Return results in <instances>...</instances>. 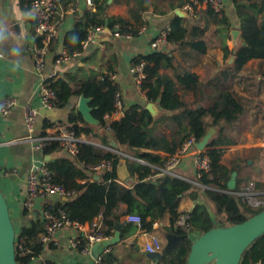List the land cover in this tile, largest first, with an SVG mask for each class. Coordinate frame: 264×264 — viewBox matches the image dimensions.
<instances>
[{"label":"trees","instance_id":"trees-1","mask_svg":"<svg viewBox=\"0 0 264 264\" xmlns=\"http://www.w3.org/2000/svg\"><path fill=\"white\" fill-rule=\"evenodd\" d=\"M31 1L16 0L18 9L23 13L30 12ZM133 1L135 6L128 11L131 18L129 21L122 17L109 16L106 0H91L92 7L75 13L72 29L61 39L65 56L72 57L81 53V44L86 40L88 32L96 28L112 32L117 27L121 34L131 33L133 37L136 36L137 30L144 25L142 14L147 7L144 6V0ZM70 2L61 0L65 6ZM232 2L240 21L239 30L243 41V46L233 52L234 66L241 68L252 59H264V0H257L249 5L240 3V0ZM114 3H118V0H114ZM261 14L263 18L258 25L257 17ZM206 15L215 24L213 34L221 38V49L226 58L229 51L225 42L230 36V21L223 12L217 14L211 9H206ZM204 33L205 29L199 27L188 29L183 25L182 19L175 17L166 37L167 45L171 46L172 50L140 55L132 60V63L146 64L147 82L151 81L147 100L159 107L160 114L156 118H152L145 106L132 105L122 106L120 118L105 122L104 118L111 117L116 111L114 96L119 88L107 75H101V79L96 81L99 73L90 70L91 76L82 84L80 92L90 99L92 117L114 134L119 145L159 152L165 156L144 155L142 159L146 164L128 165L130 172L137 174V181L132 186L119 183L117 166L121 156L112 152L111 150L116 148L103 139L100 140V145L79 142L73 161L58 159L45 162L53 181L75 194L72 199L55 204V207L64 210L70 220L89 223L100 216L105 235L111 236L115 226L123 222L126 215H139L142 219L141 229L151 232L153 223L160 222L168 214L172 225L165 228V232L182 237L186 233L176 225L178 218L184 214L179 210L181 198L188 196L197 202L199 190H202L204 199L214 205L216 215L212 221L205 205L195 204L188 214L187 223L191 230L199 235L215 227L240 224L264 209V206L259 209L252 208L239 195L241 182L249 181L247 176L237 179L233 194L225 193L231 173L235 171L238 176L242 174L237 165L231 169H220L223 148L234 143L226 130L241 122L244 108L227 86L207 85L191 72L190 68L199 63L200 56L205 54L208 48L207 42L202 39ZM55 44L50 46V52L54 51ZM174 52L178 53L180 61ZM102 56H106V52ZM109 58L110 64L105 70L114 73L116 58ZM162 70L171 74H161ZM50 88L57 96V108L61 107L62 86L50 85ZM45 120L44 129L51 127L53 122ZM59 122L83 123V120L80 114L71 113L66 122ZM209 128H217L218 132L202 152V155L209 159L210 170L201 172L196 178L201 187L163 171L168 158L174 156L187 139L193 137L199 142ZM73 129L77 136L92 135L90 130L83 127L75 126ZM39 136L45 137V134L41 133ZM57 152H60L58 143L47 140L41 155L44 158ZM99 163H109L110 168L101 173L100 180L87 179V167ZM255 188L257 192L264 194V180H257ZM121 205L125 206L122 211L119 210ZM23 212L27 213L25 210ZM77 212H82L84 216L77 215ZM126 225L125 232L135 231V225ZM42 232L38 221L20 227L15 248L22 242L33 254L26 257L16 255L17 264H30L32 257L42 253L44 246L39 241ZM190 246V239L182 240L171 255L154 264H186ZM136 255V262L144 264L145 258L140 254ZM115 263L114 249L103 255L102 264ZM240 264H264V235L245 251Z\"/></svg>","mask_w":264,"mask_h":264},{"label":"crops","instance_id":"crops-1","mask_svg":"<svg viewBox=\"0 0 264 264\" xmlns=\"http://www.w3.org/2000/svg\"><path fill=\"white\" fill-rule=\"evenodd\" d=\"M70 3L77 5L75 13H81L88 6L85 0H70ZM185 0H144V6L147 10L142 14L145 32L142 35H136L130 39L113 37L110 31L103 30L97 33L88 48L81 55L65 56L61 45L63 35L70 31L74 24V15L68 13L61 25L60 40L55 42L54 51L49 53L46 62L45 75L54 74L50 79L49 85L54 87L62 86L61 107L56 108L57 117L43 118L39 117L36 124L37 131H43L46 120L49 122H66L69 114L79 115L78 103L82 96L80 92L82 84L91 76L90 70L99 75L96 81L101 79V75L107 73L105 67L110 64L111 56L116 58L115 81L122 96L121 109L111 117H105L104 121L118 119L122 116V106L132 105L145 106L149 104L147 95L151 87V81L145 84V89L140 92L129 73L132 60L140 55H148L150 41L159 33L168 31L170 24L175 17L183 20V25L188 29L199 27L205 29L202 39L208 44L205 54L200 56L199 63L190 68L191 72L199 77V80L207 85L227 86L230 91L239 100L244 108L241 122L227 128V134L233 139L234 143L224 147V153L220 161V169H231L237 165L242 171L236 178L260 177L264 180V59H252L243 67L234 66L235 58L233 52L243 46L241 32L239 30L240 21L237 17L236 8L232 0H222L224 4L223 13L229 19L231 29L230 36L226 39L225 45L229 55L224 58L221 49V38L213 34L215 24L210 21L206 15L204 7L197 9L194 13H188L183 10ZM257 0H240V3L249 5ZM69 3V4H70ZM107 13L112 17H122L131 20L128 13L129 9L135 6L133 0H106ZM263 15L257 17V24L260 25ZM0 51L3 58L0 59V101L1 99L12 96L16 99L17 105L13 107L5 118H0V189L4 195L9 207L10 216L14 226L20 229L21 226L28 225L36 221L33 212L24 213L22 201L24 199L26 178L34 164V158L39 157L40 153H34L31 150V141L26 137V130L23 124V106L27 102H36L39 96V79L34 70L31 59V47L35 42L30 12L23 13L17 7L16 0H0ZM237 35L233 36L232 32ZM172 50L171 46L165 45L164 52ZM106 52V56H102ZM178 61L179 55L174 52ZM57 57V58H55ZM86 61V62H83ZM161 74H171L168 71H160ZM199 106V105H198ZM159 110V107L156 106ZM159 114V112H158ZM83 120V119H82ZM72 127H83L91 132V136L85 137L82 134V141L94 145H100V140L107 141L116 150H111L121 156L117 166V176L120 184L132 186L137 181V174L131 173L128 165L131 163L146 164L142 159L144 155L157 154L164 157L159 152H152L144 149H136L119 145L114 134L106 128L98 125H89L84 122L65 123ZM208 132L213 138L217 128H209ZM115 145V146H113ZM62 155L57 152L43 158L48 161L61 159ZM195 154H189L180 159L179 164L170 170L171 175L190 182L197 187H201L196 182V170L194 164ZM15 169L17 175L10 174ZM219 169V170H220ZM164 171V170H163ZM250 172V173H249ZM100 180L101 173L90 175L87 173V179ZM249 178V180H250ZM249 181L241 182L247 185ZM241 189V190H242ZM202 190H199V200L192 201L188 196L181 198L179 210L184 214H190L195 204H204L212 219L215 220L214 205L206 201L202 196ZM125 206H120V211ZM77 215L84 216L82 212ZM119 223L122 227L115 228L113 235L117 233L120 241L110 247L100 246L97 253L109 252L114 249L116 257L115 264H138L135 260L136 254L143 256L142 247L148 234L156 233L163 240L165 228L172 225V219L168 214L157 222L158 226L153 227L151 232L136 227L132 233L125 232L127 227L124 218ZM128 224V223H127ZM196 233V232H195ZM197 237L199 236L196 233ZM129 247L130 250L126 248ZM113 248V249H112ZM106 252V253H107ZM50 264H78L85 259L75 251H69L64 248L53 249L46 254ZM35 264V263H31ZM144 264H153L145 258Z\"/></svg>","mask_w":264,"mask_h":264},{"label":"built area","instance_id":"built-area-1","mask_svg":"<svg viewBox=\"0 0 264 264\" xmlns=\"http://www.w3.org/2000/svg\"><path fill=\"white\" fill-rule=\"evenodd\" d=\"M85 3L88 7H92L91 0H85ZM202 7L220 14L223 12L224 4L222 0H185L183 10L192 14ZM76 8V4L70 3L65 6L61 3V0H32L29 4L30 19L35 39L30 52L34 70L39 79V96L36 102H27L23 106V124L26 130V137L31 141V150L34 153H40V156L34 158V164L27 175L22 209L28 213L37 211L38 219L36 221L41 224L43 229L39 236V241L44 246V250L41 254L31 258L30 263L35 264H50L46 254L53 249L59 248L75 251L81 255L85 261L78 264H102V257L107 251L94 254L93 249L95 246L101 245L102 242L113 238V236L105 235L100 216L89 223H80L70 220L63 209L55 207L57 202L70 200L75 194L73 191H67L62 185L53 181L52 174L45 167V162L41 155L45 142L47 140L56 141L60 148L59 153L62 155L61 159L73 161L77 153V144L82 141V134L77 136L71 125H66L59 121H54L51 127L43 131L39 132L36 129L37 120L40 117L38 110H55L57 108V96L49 85V81L55 73L45 75L46 62L49 57L50 46L60 40L61 25L65 16L68 13L75 14ZM103 30V28H96L89 31L86 40L81 44V53H76L75 55L79 56L84 53L93 41L94 36L103 32ZM144 32L145 28L141 27L137 30L136 35H142ZM110 33L113 37L124 39L133 37L131 33H119L117 27ZM167 34L168 31H163L150 41V53L162 51L163 47L167 45ZM2 58L3 55L0 51V59ZM145 71L146 64L144 62L132 63L129 68L134 84L140 92L144 91L143 87L147 82ZM104 75H107L111 81H115L114 74L107 72ZM121 100L122 96L117 92L114 96L115 113L121 109ZM16 105L17 101L12 96L1 99L0 118H5ZM41 133H44L45 137L39 136ZM196 144L197 141L193 137L187 139L177 153L168 158L164 171L170 172L172 168L179 164L181 158L192 153L195 154L194 164L197 177L200 176L201 172H209V159L196 149ZM109 168V163H99L88 166L87 173L90 175L98 174ZM17 173L18 171L15 169L10 171L12 175H17ZM239 195L251 207L264 206V194L258 193L253 183H248ZM259 195L263 197L262 201L259 200ZM188 218L187 214L181 215L176 225L193 241L197 238V235L187 223ZM124 221L141 229L142 219L139 215H126ZM157 226V222L152 225V227ZM18 232L19 229L16 228V238ZM163 246L162 238L156 233H150L142 247V252L146 254L160 253ZM126 249L130 250L129 247ZM15 251L18 257H26L33 254V251L24 247L22 242L18 243Z\"/></svg>","mask_w":264,"mask_h":264},{"label":"water","instance_id":"water-1","mask_svg":"<svg viewBox=\"0 0 264 264\" xmlns=\"http://www.w3.org/2000/svg\"><path fill=\"white\" fill-rule=\"evenodd\" d=\"M108 32L109 30L106 29ZM233 36L237 32H232ZM90 99L81 96L78 103V113L81 115L84 122L89 125H98L103 128L101 123L95 120L92 115V109L89 107ZM157 105L149 103L145 109L150 113L152 118L158 117L160 110ZM159 112V114H158ZM39 116L43 118L57 117L55 110H38ZM211 134L207 131L205 136L196 144V149L204 152ZM115 146V145H113ZM46 156L45 158H48ZM45 162H47L45 160ZM102 175V174H101ZM237 172H232L227 182V194H233L236 188ZM98 179V176L95 177ZM35 219H38L37 211H33ZM121 224H117L115 228L119 230ZM264 235V209L244 222L236 225L226 227H215L207 232L199 235L195 240L191 241L190 251L186 260V264H240L245 251ZM164 246L160 253L146 254V258L152 262H159L163 257L171 255L180 245L182 240L189 239L187 235L178 236L164 232L163 235ZM16 228L10 216L9 207L6 203L4 195L0 189V264H17L16 251ZM120 241L117 233L113 238L94 247V254L100 246L110 247L116 245Z\"/></svg>","mask_w":264,"mask_h":264},{"label":"rangeland","instance_id":"rangeland-1","mask_svg":"<svg viewBox=\"0 0 264 264\" xmlns=\"http://www.w3.org/2000/svg\"><path fill=\"white\" fill-rule=\"evenodd\" d=\"M201 152V151H200ZM250 173V172H249ZM250 178V177H249ZM257 180H261V178L260 177H256V178H253L252 176H251V178H250V180H249V182L248 183H253V184H255V182L257 181ZM247 183V184H248ZM246 185L245 184H243V187H245ZM242 189V188H241ZM255 190H256V188H255ZM257 191V190H256ZM259 193V192H258ZM244 200V199H243ZM259 200L260 201H262L263 200V197H260V195H259ZM245 201V200H244ZM246 202V201H245ZM247 203V202H246ZM247 204H249V203H247ZM250 205V204H249ZM252 208H254V209H259V208H261V207H252ZM17 227V226H16ZM163 244H164V241H163ZM143 257L144 258H146V254L145 253H143ZM147 259V258H146ZM147 261H149L150 263H156V262H152V261H150V260H148L147 259ZM31 264V263H30Z\"/></svg>","mask_w":264,"mask_h":264}]
</instances>
